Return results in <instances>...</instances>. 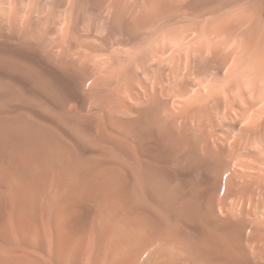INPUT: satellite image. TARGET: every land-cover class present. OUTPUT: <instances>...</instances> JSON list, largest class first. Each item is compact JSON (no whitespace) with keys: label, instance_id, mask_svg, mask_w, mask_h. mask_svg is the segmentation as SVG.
Returning a JSON list of instances; mask_svg holds the SVG:
<instances>
[{"label":"bare ground","instance_id":"obj_1","mask_svg":"<svg viewBox=\"0 0 264 264\" xmlns=\"http://www.w3.org/2000/svg\"><path fill=\"white\" fill-rule=\"evenodd\" d=\"M94 1L0 0V264H264V0Z\"/></svg>","mask_w":264,"mask_h":264},{"label":"rangeland","instance_id":"obj_2","mask_svg":"<svg viewBox=\"0 0 264 264\" xmlns=\"http://www.w3.org/2000/svg\"><path fill=\"white\" fill-rule=\"evenodd\" d=\"M72 1V0H70ZM94 1V0H91ZM101 0H95L94 3H99ZM141 0H128L129 3V7L130 9H133L136 7V5H138V3H140ZM107 2L109 3L107 5ZM115 2V0H106L102 6L100 7L101 11H103V13H106L108 8ZM137 3V4H136ZM106 5V6H105ZM133 5V7H132ZM107 7V8H106ZM105 8V9H104ZM178 13H181L180 11ZM49 78L51 79V81L56 85V87L58 88V90L64 94L65 96H70V97H75V95L77 94V92L74 90L73 86L71 85V79H69L70 77L58 73V72H49ZM74 92V93H73ZM75 94V95H74ZM79 213V214H78ZM77 216L76 218V214L74 213V215H72L69 219V223L72 225H76L78 222V220L80 221V217H81V213L79 211H77ZM75 219V221H74ZM74 222H72V221Z\"/></svg>","mask_w":264,"mask_h":264}]
</instances>
